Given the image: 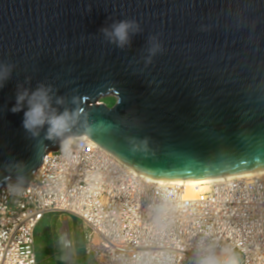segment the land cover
Here are the masks:
<instances>
[{"label": "water", "instance_id": "obj_1", "mask_svg": "<svg viewBox=\"0 0 264 264\" xmlns=\"http://www.w3.org/2000/svg\"><path fill=\"white\" fill-rule=\"evenodd\" d=\"M119 20L141 29L123 48L101 31ZM0 64L13 66L0 87V189L26 188L60 149L47 126L33 138L10 110L18 85L41 83L78 97L95 125L70 137L136 174L182 182L264 169V0H0ZM109 94L112 107L99 102Z\"/></svg>", "mask_w": 264, "mask_h": 264}, {"label": "built area", "instance_id": "obj_2", "mask_svg": "<svg viewBox=\"0 0 264 264\" xmlns=\"http://www.w3.org/2000/svg\"><path fill=\"white\" fill-rule=\"evenodd\" d=\"M49 154L26 188L0 189V264H38L35 231L53 212L95 230L99 264H199L205 248L264 264V177L224 180L186 198L181 185L154 183L87 138Z\"/></svg>", "mask_w": 264, "mask_h": 264}, {"label": "clouds", "instance_id": "obj_3", "mask_svg": "<svg viewBox=\"0 0 264 264\" xmlns=\"http://www.w3.org/2000/svg\"><path fill=\"white\" fill-rule=\"evenodd\" d=\"M140 30L139 24L134 20L114 21L109 28L101 29L109 43H114L119 48L130 43V33L135 34ZM162 51V44L156 43L149 49L150 56L146 62L150 64L151 57ZM12 67L9 64H0V87L11 77ZM69 103L71 107L67 106ZM25 105L27 110H24ZM10 110L12 113L24 112L22 126L33 138L40 137L41 131L47 126L44 139L59 141L62 149L66 147L75 129L81 127L91 130L95 126L88 122L78 97L73 96L69 101L64 96L57 95L51 85L42 83L35 90L18 85L16 103ZM198 257L199 264H237L234 255L225 251L223 259H219L210 248L199 250Z\"/></svg>", "mask_w": 264, "mask_h": 264}, {"label": "rangeland", "instance_id": "obj_4", "mask_svg": "<svg viewBox=\"0 0 264 264\" xmlns=\"http://www.w3.org/2000/svg\"><path fill=\"white\" fill-rule=\"evenodd\" d=\"M117 98L103 97L99 102L112 107ZM211 187L203 193L209 191ZM64 220L70 223V233L73 241L71 257L66 246L67 237L62 232ZM86 226L84 222L68 213L53 212L44 215L36 231V253L38 264H97L95 255L96 237H85Z\"/></svg>", "mask_w": 264, "mask_h": 264}, {"label": "bare ground", "instance_id": "obj_5", "mask_svg": "<svg viewBox=\"0 0 264 264\" xmlns=\"http://www.w3.org/2000/svg\"><path fill=\"white\" fill-rule=\"evenodd\" d=\"M105 97H115L116 96L114 94H109ZM103 97H101L100 99H102ZM77 136H81L83 138H87L89 140H91L89 137L85 136V135H77ZM70 141L74 140V137H70L69 138ZM96 146L100 147L99 145H97L93 140H91ZM101 148V147H100ZM102 149V148H101ZM104 150V149H103ZM50 153V152H49ZM47 154L50 155V154ZM45 161H43L44 163ZM42 163V165H43ZM41 165V166H42ZM40 166V168H41ZM40 168L35 172V174L39 173ZM264 177V169L263 170H256V171H251V172H245V173H239V174H230V175H224V176H220V177H210V178H204V179H197V180H186V181H182V182H173V181H167V180H161V179H156V178H151V177H146V179L154 182V183H164V184H171V185H181L184 189V196L186 198H197L200 195H205L207 194L209 191L203 193L204 191L208 190L210 187L212 188V186L224 181V180H230V179H242V178H251V177ZM34 177V176H33ZM42 220V219H41ZM86 233H85V237L86 239H89L93 236L96 237L95 240L96 241V246H95V255H96V249L98 247V242L99 239L97 237V233L95 232V230H92L88 225H86ZM69 229H70V224L67 220H64V225L62 228V232L66 235L67 240H66V246L68 248V253L71 257V251L73 249V241L71 239V237H69ZM35 246H36V239H35ZM149 255L154 258L155 260H157V255L158 254H150ZM137 257L142 256V252H137L136 254ZM96 262L98 263V258H96Z\"/></svg>", "mask_w": 264, "mask_h": 264}, {"label": "crops", "instance_id": "obj_6", "mask_svg": "<svg viewBox=\"0 0 264 264\" xmlns=\"http://www.w3.org/2000/svg\"><path fill=\"white\" fill-rule=\"evenodd\" d=\"M68 222H69V221H68ZM69 224H70V223H69ZM70 229H71V228H70ZM70 229H69V231H70ZM70 232H71V231H70ZM70 232H69V233H70ZM63 234H64V233H63Z\"/></svg>", "mask_w": 264, "mask_h": 264}]
</instances>
